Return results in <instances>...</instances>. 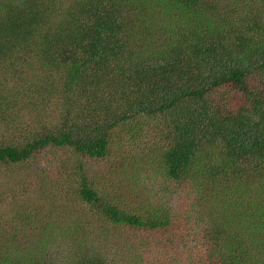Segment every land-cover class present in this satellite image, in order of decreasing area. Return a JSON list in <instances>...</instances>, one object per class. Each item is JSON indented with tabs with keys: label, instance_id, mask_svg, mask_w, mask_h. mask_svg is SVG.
I'll list each match as a JSON object with an SVG mask.
<instances>
[{
	"label": "trees",
	"instance_id": "1",
	"mask_svg": "<svg viewBox=\"0 0 264 264\" xmlns=\"http://www.w3.org/2000/svg\"><path fill=\"white\" fill-rule=\"evenodd\" d=\"M49 150L64 154L61 191ZM22 166L0 186V264L59 255L25 243L42 209L21 200L33 184L39 205L74 204L75 229L181 246L165 264H264V0H0V168ZM142 166L170 202L113 184ZM89 245L56 264H142Z\"/></svg>",
	"mask_w": 264,
	"mask_h": 264
},
{
	"label": "rangeland",
	"instance_id": "2",
	"mask_svg": "<svg viewBox=\"0 0 264 264\" xmlns=\"http://www.w3.org/2000/svg\"><path fill=\"white\" fill-rule=\"evenodd\" d=\"M120 149L123 153L125 151L129 150L128 142L124 141L120 144ZM50 159L51 163L53 164V172L55 174L52 175V178L50 180V183L52 184V187H55L56 189L61 191V182L57 181L56 177L60 175L59 172L56 173V169L59 168L60 164V157L64 156L60 150H49L45 153ZM129 155V154H128ZM127 156V155H126ZM91 167L93 169H96V163L91 160ZM145 166V165H144ZM22 167H14V168H8L6 171L5 169L0 168V186L4 190L11 189L18 185L24 178H26V173H24L25 170H21ZM123 168H119L116 171V176L113 178V180L118 179V182H114L113 184H118L120 187L127 188L131 190L130 187H135L137 195L142 194L143 198H149L152 196V194L155 192V190H159L161 194L164 195V200L167 202L171 200L173 193L169 190H167L165 187L161 185L160 179L154 174L152 170L150 172L146 171L145 168L142 166L140 170V175L138 176L137 180L139 182L134 184H131V180L129 176H125L126 170H123ZM4 171V172H3ZM22 171V172H21ZM32 168L30 169L31 173ZM29 172V171H28ZM137 174H134L132 177V182L135 179ZM130 186V187H129ZM36 184H33L29 186L27 192L23 195V198L21 200L28 204L26 212L31 211L30 213L34 214L36 212H32L34 210H30V208L35 205V207H42L41 210H37V218H39L36 221V215L32 218V220L35 221V224L33 227H27L26 229L30 232L32 238L31 243H27L28 245L33 246H43L45 247L46 251V257L49 254L55 255V250L59 249V255H57V258H67V252H77V249L79 248V243H91L95 242V245L93 247H98L104 243V253L108 254L109 249L110 250H118L120 254H123L125 256V259L128 257L133 258V260L142 263V264H158L156 260L159 262V264H165L166 260H170L173 257H175V254L177 252L183 254L182 247L179 246V248L169 247L168 249L165 248V245H160L155 250H149L147 246H144L145 243L139 245L138 243H134L133 245L130 244H121V241H118L117 245L114 240L110 241L105 235V231L103 235L98 231V228L94 226L93 224L87 227H84L81 223H79L78 229H75L74 224L71 222V215L73 213V207L74 204H69L67 207H56L53 205L52 199L50 202L47 199H43V202L41 205H39L34 199L36 196H34L36 192ZM51 191L54 192L52 188H50ZM62 194L60 196L64 197V194H68L66 187H62ZM209 199L211 198V194L206 193L205 194ZM69 196V194H68ZM61 197V200H62ZM66 198V197H64ZM198 200V199H197ZM206 201V200H205ZM59 203V202H58ZM62 203V201H61ZM189 207V206H188ZM75 208V207H74ZM206 206L197 207L195 209V212L192 213L195 218L198 219H204L205 223H208L211 221L210 215H208L211 211H204ZM43 212V213H42ZM41 214V216H40ZM44 214V215H43ZM49 217V218H47ZM73 219V218H72ZM46 223H49L50 227L47 226V230L44 231V237L41 241H39L40 234V228L44 226ZM68 226H71L70 231H64ZM45 227V226H44ZM80 228H82V231H80ZM84 229V231H83ZM34 231V232H31ZM71 233V236H70ZM2 237V236H1ZM104 237V238H103ZM87 238L88 240L85 241L84 239ZM20 239L21 241H25L28 238L22 236L20 233ZM85 247V246H84ZM86 248V247H85ZM92 248V247H91ZM166 249V250H165ZM93 250V249H92ZM65 253V256H63V252ZM91 252V250H90ZM89 252V253H90ZM131 253V254H130ZM57 258L52 257L50 260V263H55L57 261ZM177 258V257H176ZM66 261V260H65Z\"/></svg>",
	"mask_w": 264,
	"mask_h": 264
}]
</instances>
